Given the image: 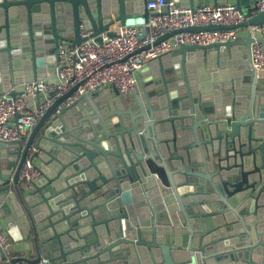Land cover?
Instances as JSON below:
<instances>
[{
  "label": "water",
  "instance_id": "95a60500",
  "mask_svg": "<svg viewBox=\"0 0 264 264\" xmlns=\"http://www.w3.org/2000/svg\"><path fill=\"white\" fill-rule=\"evenodd\" d=\"M150 1L0 0V97L15 98L35 80L58 85L59 43L79 46L82 28L98 43L116 22L145 35ZM168 1L192 11L219 2ZM256 1L234 0L241 13ZM261 25L264 13L190 30ZM255 41L264 45V36L182 46L145 67L131 94L86 93L56 113L71 93L60 97L22 152L18 142H0V222L12 252L24 254L12 263L264 264V89L250 69ZM33 145L42 178L21 192L15 187Z\"/></svg>",
  "mask_w": 264,
  "mask_h": 264
},
{
  "label": "built area",
  "instance_id": "2783aa9c",
  "mask_svg": "<svg viewBox=\"0 0 264 264\" xmlns=\"http://www.w3.org/2000/svg\"><path fill=\"white\" fill-rule=\"evenodd\" d=\"M150 18L142 26H126L120 22L111 25L108 31L100 34L101 43L96 41L92 30L82 28L81 37L85 40L74 46L61 41L58 46L57 66L54 74L58 85L35 80L24 83L22 90L12 98L0 97V142L20 144V151L28 141L29 133L60 97L71 95L56 110L73 106L86 93L113 89L121 96L133 93L139 85L140 72L152 61L171 54L182 46L206 47L217 43L234 41L242 33L264 36V25L246 29L213 30L195 32L190 29L207 26H236L264 13V0H257L244 13L238 11L235 3L218 2L192 11L187 6L168 0H153L147 3ZM188 30V31H186ZM115 33V37L110 34ZM171 37L156 44L165 35ZM251 67L255 72H264V45L255 41L251 45ZM14 87L11 91H16ZM33 102H28V98ZM39 103V106H37ZM38 153L35 145L21 167L18 191L32 189L42 178V173L34 161ZM4 223L0 222V262L9 264H57L47 259L33 263L22 261L12 263L13 241L5 233Z\"/></svg>",
  "mask_w": 264,
  "mask_h": 264
},
{
  "label": "crops",
  "instance_id": "0c3cea01",
  "mask_svg": "<svg viewBox=\"0 0 264 264\" xmlns=\"http://www.w3.org/2000/svg\"><path fill=\"white\" fill-rule=\"evenodd\" d=\"M223 1H229L230 3H235L234 0H219V3H220V2H223ZM246 38H247V33H242V34H241V39H246ZM139 81H140V76H139ZM139 84H140V82H139ZM258 88L261 89V90L264 89V74H263V76L260 77L259 80H258ZM263 91H264V90H263ZM36 164L39 165V162H37ZM3 225L5 226V224H3ZM5 227H6V226H5ZM5 233L8 234V233L6 232V228H5ZM8 236H9V235H8ZM9 237H10V236H9ZM12 241H13V240H12ZM13 247H14V243H13ZM13 255L16 256V257H24V254H20V253L18 254V253H14V252H13ZM28 257H29V256H28Z\"/></svg>",
  "mask_w": 264,
  "mask_h": 264
},
{
  "label": "flooded vegetation",
  "instance_id": "af4514ba",
  "mask_svg": "<svg viewBox=\"0 0 264 264\" xmlns=\"http://www.w3.org/2000/svg\"><path fill=\"white\" fill-rule=\"evenodd\" d=\"M252 66V65H251ZM251 69V71H253L252 70V67L250 68ZM255 74H258L259 76H263V74H264V72H255V71H253ZM260 78V77H259ZM16 257V256H15ZM18 258V257H17Z\"/></svg>",
  "mask_w": 264,
  "mask_h": 264
}]
</instances>
